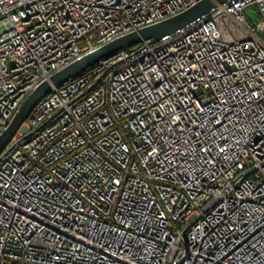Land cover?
<instances>
[{"label":"built area","instance_id":"2783aa9c","mask_svg":"<svg viewBox=\"0 0 264 264\" xmlns=\"http://www.w3.org/2000/svg\"><path fill=\"white\" fill-rule=\"evenodd\" d=\"M197 1L0 0V134L53 73ZM0 264H264V0L52 86L0 150Z\"/></svg>","mask_w":264,"mask_h":264},{"label":"water","instance_id":"95a60500","mask_svg":"<svg viewBox=\"0 0 264 264\" xmlns=\"http://www.w3.org/2000/svg\"><path fill=\"white\" fill-rule=\"evenodd\" d=\"M225 1L227 0H198L187 9L175 15L126 33L62 67L53 73L49 79L37 85L23 101L9 125L0 134V150L13 135L20 123L27 117L32 107L51 91L52 86H58L69 77L80 73L100 59L124 47L132 46L145 39H148L150 42L157 41L161 37L173 33L195 21L218 3Z\"/></svg>","mask_w":264,"mask_h":264},{"label":"rangeland","instance_id":"374dc122","mask_svg":"<svg viewBox=\"0 0 264 264\" xmlns=\"http://www.w3.org/2000/svg\"><path fill=\"white\" fill-rule=\"evenodd\" d=\"M257 9L255 8V6L252 7H248L246 9V15H247V19L248 21L252 24L254 23L253 19L257 18V14H256ZM4 29L3 25H0V31Z\"/></svg>","mask_w":264,"mask_h":264}]
</instances>
